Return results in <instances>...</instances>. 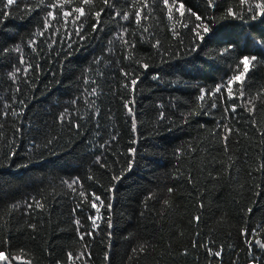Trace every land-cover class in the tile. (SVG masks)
<instances>
[{
  "label": "trees",
  "instance_id": "1",
  "mask_svg": "<svg viewBox=\"0 0 264 264\" xmlns=\"http://www.w3.org/2000/svg\"><path fill=\"white\" fill-rule=\"evenodd\" d=\"M0 254L264 264V0H0Z\"/></svg>",
  "mask_w": 264,
  "mask_h": 264
},
{
  "label": "snow or ice",
  "instance_id": "2",
  "mask_svg": "<svg viewBox=\"0 0 264 264\" xmlns=\"http://www.w3.org/2000/svg\"><path fill=\"white\" fill-rule=\"evenodd\" d=\"M14 2V0H8V3L9 4H11V3H13ZM165 2H167V0H165ZM84 13H83V11L81 10V15H83ZM97 15H99V14H97ZM205 31H207V29H205ZM253 59H255V58H253ZM243 63H244V65H245V70H247V65H248V63H249V60H248V58L247 57H245L244 59H243ZM240 77H236L235 79H239ZM133 83L135 84V81H133ZM3 254H0V256H2Z\"/></svg>",
  "mask_w": 264,
  "mask_h": 264
}]
</instances>
